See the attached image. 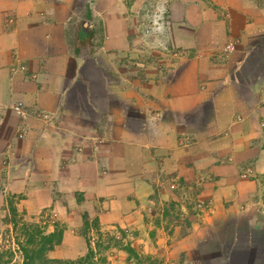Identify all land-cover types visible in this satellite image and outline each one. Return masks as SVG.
<instances>
[{"label": "crops", "instance_id": "crops-1", "mask_svg": "<svg viewBox=\"0 0 264 264\" xmlns=\"http://www.w3.org/2000/svg\"><path fill=\"white\" fill-rule=\"evenodd\" d=\"M186 200L187 264H264V0H0V264L12 208L75 262Z\"/></svg>", "mask_w": 264, "mask_h": 264}, {"label": "rangeland", "instance_id": "rangeland-1", "mask_svg": "<svg viewBox=\"0 0 264 264\" xmlns=\"http://www.w3.org/2000/svg\"><path fill=\"white\" fill-rule=\"evenodd\" d=\"M177 187L178 186L171 187V190L176 192L180 190V198L186 197L185 194L188 188L184 189L185 186ZM183 203L187 207L186 210L182 208ZM195 205L191 204L188 200L185 202L171 201L166 203L160 215L156 218V225H160L163 230L162 234L158 235L156 231L147 234L148 239L155 245L154 248H146L145 244H142L140 248L133 247V234L129 232L103 233L98 231V226L94 224L92 228L95 232L89 233L92 235L91 240L94 241V246H90V250L86 257L75 262H60L58 264H117V262H120V264H187L188 257L185 249L177 247L181 238L188 236L191 228V216L194 213ZM199 206L202 210L206 208V204L204 203H199ZM11 222L14 232L12 236L7 239L9 241L8 245L13 239H15L16 245L26 244L29 240V235L34 237L38 234L32 226L40 227V225L34 224L29 219H24L22 215L17 213L12 214ZM203 227L204 226H202L201 229H203ZM33 249L34 248L28 249L31 258H33ZM17 252L20 256L22 255L24 260L20 247ZM16 256L18 255L10 249L3 248L0 250V261L2 263L8 260L13 261ZM17 261H19V259ZM35 264L46 263L36 262Z\"/></svg>", "mask_w": 264, "mask_h": 264}, {"label": "trees", "instance_id": "trees-1", "mask_svg": "<svg viewBox=\"0 0 264 264\" xmlns=\"http://www.w3.org/2000/svg\"><path fill=\"white\" fill-rule=\"evenodd\" d=\"M16 210L12 209V214H16ZM38 234L34 237L28 236L29 240L26 244H18L21 252L24 256V263L23 264H35L36 262H44V263H60L61 261H46L43 257L42 252V245L43 244H52L53 236H47L43 231L42 227L39 226H32ZM37 237V238H36ZM36 239V240H35ZM39 240V241H38ZM29 248H34L32 251L33 258L30 257Z\"/></svg>", "mask_w": 264, "mask_h": 264}, {"label": "built area", "instance_id": "built-area-1", "mask_svg": "<svg viewBox=\"0 0 264 264\" xmlns=\"http://www.w3.org/2000/svg\"><path fill=\"white\" fill-rule=\"evenodd\" d=\"M237 45H238V40H231L229 41L225 48V55L229 56L230 54L234 53L237 49ZM17 61V57H14L13 62ZM11 71L13 74H17V73H24L27 71L26 66L24 65H19L18 63H15L12 68ZM33 79L36 78L35 75L32 76ZM10 109L20 118L21 122L23 123L25 120L34 117L35 115H41L40 113H38L37 110H33V109H28L26 108L22 103L19 102H15L12 103L10 105ZM22 131L19 133V137H22ZM14 155V153L12 151H10V155H8V160L5 161V165L10 161V159L12 158V156ZM7 166V165H6ZM244 179H247V174H244L243 176Z\"/></svg>", "mask_w": 264, "mask_h": 264}]
</instances>
